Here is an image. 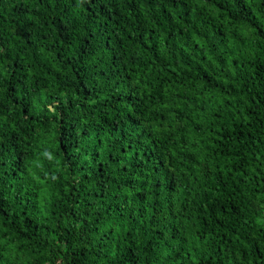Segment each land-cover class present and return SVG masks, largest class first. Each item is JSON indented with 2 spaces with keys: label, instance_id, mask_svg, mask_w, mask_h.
<instances>
[{
  "label": "trees",
  "instance_id": "obj_1",
  "mask_svg": "<svg viewBox=\"0 0 264 264\" xmlns=\"http://www.w3.org/2000/svg\"><path fill=\"white\" fill-rule=\"evenodd\" d=\"M0 264H264V0H0Z\"/></svg>",
  "mask_w": 264,
  "mask_h": 264
}]
</instances>
